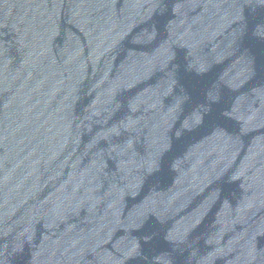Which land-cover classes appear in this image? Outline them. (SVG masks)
<instances>
[{"label": "water", "instance_id": "1", "mask_svg": "<svg viewBox=\"0 0 264 264\" xmlns=\"http://www.w3.org/2000/svg\"><path fill=\"white\" fill-rule=\"evenodd\" d=\"M0 264H264V0H0Z\"/></svg>", "mask_w": 264, "mask_h": 264}]
</instances>
